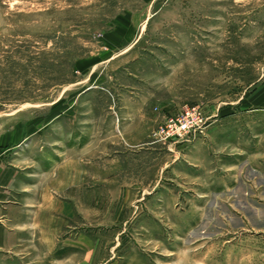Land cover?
<instances>
[{"label": "rangeland", "instance_id": "obj_1", "mask_svg": "<svg viewBox=\"0 0 264 264\" xmlns=\"http://www.w3.org/2000/svg\"><path fill=\"white\" fill-rule=\"evenodd\" d=\"M188 104L202 130L155 142ZM82 168L155 196L70 200L65 264H264V0H0V182L30 197Z\"/></svg>", "mask_w": 264, "mask_h": 264}, {"label": "crops", "instance_id": "obj_2", "mask_svg": "<svg viewBox=\"0 0 264 264\" xmlns=\"http://www.w3.org/2000/svg\"><path fill=\"white\" fill-rule=\"evenodd\" d=\"M129 104L131 105L130 109L122 108L120 118L118 117L117 121H113L116 126L117 122H122L125 135H127L128 129L133 126V119H131L134 115L131 112L133 103L129 102ZM255 135L252 138L256 139ZM237 149L238 153L248 152L249 155H253L252 160L261 151L260 144L258 145L254 140L253 144L250 145L249 138L242 135V132L238 134ZM176 156L177 154L174 158ZM185 156L187 154L184 155V158ZM181 160L188 164L191 163L187 159ZM72 167L66 165L64 169L69 170ZM78 171L80 173V175L78 174L79 178L74 181L67 180L54 183L51 180L50 182H43L42 185L30 183V186H35L33 195L30 197H24L27 196L26 193L23 194L27 188L11 182L12 179H8L10 176H8L7 182H0V254H36L35 260H40L42 264H65L63 255L69 252V247H67L69 243H65L68 241L69 235L65 233L64 229L66 218H69L71 214L69 210L71 207L69 206L71 205L70 200L72 203L74 201V204L84 206L88 195L89 199L95 203H102L103 196L107 200L123 202L133 196L131 192L134 189L140 188L142 190L141 198L155 196L150 191L152 188L150 189L149 183L147 184L148 187L140 188H135L128 182H95L91 185H85V168ZM18 190H21L20 194ZM67 190H74L72 199L71 197L62 198V193ZM5 257L4 262L7 261V256Z\"/></svg>", "mask_w": 264, "mask_h": 264}, {"label": "built area", "instance_id": "obj_3", "mask_svg": "<svg viewBox=\"0 0 264 264\" xmlns=\"http://www.w3.org/2000/svg\"><path fill=\"white\" fill-rule=\"evenodd\" d=\"M205 124V117L197 104L184 105L175 115L166 117L152 132L155 142L176 143L189 134L200 132Z\"/></svg>", "mask_w": 264, "mask_h": 264}]
</instances>
